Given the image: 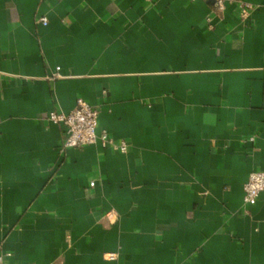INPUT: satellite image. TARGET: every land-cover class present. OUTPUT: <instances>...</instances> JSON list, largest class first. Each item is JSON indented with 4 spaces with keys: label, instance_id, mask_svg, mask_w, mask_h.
Returning <instances> with one entry per match:
<instances>
[{
    "label": "crops",
    "instance_id": "obj_1",
    "mask_svg": "<svg viewBox=\"0 0 264 264\" xmlns=\"http://www.w3.org/2000/svg\"><path fill=\"white\" fill-rule=\"evenodd\" d=\"M235 1L249 18L212 0H0L8 264H264V196L244 204L264 171V0ZM80 98L128 152L61 151L49 113Z\"/></svg>",
    "mask_w": 264,
    "mask_h": 264
},
{
    "label": "built area",
    "instance_id": "obj_2",
    "mask_svg": "<svg viewBox=\"0 0 264 264\" xmlns=\"http://www.w3.org/2000/svg\"><path fill=\"white\" fill-rule=\"evenodd\" d=\"M218 12H224L228 4L236 3L242 19L249 18L252 6L235 0H212ZM43 25L48 24L47 18H41ZM49 121L63 126L64 138L61 151L69 149H81L96 143H101L105 148L126 153L129 147L126 142H117L106 130L100 129L99 110L88 101L80 98L76 107L69 114L50 112ZM254 139L251 138L250 141ZM90 187H95V182L90 183ZM264 196V171L252 172L244 185V204L246 209L255 206L261 197ZM112 216V214L110 215ZM10 254L0 255V264H8L7 258ZM109 260H115V254H108Z\"/></svg>",
    "mask_w": 264,
    "mask_h": 264
}]
</instances>
